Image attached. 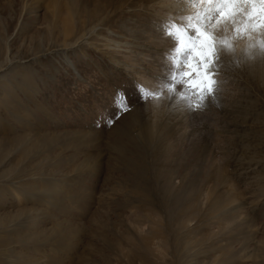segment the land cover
<instances>
[{"label":"rangeland","instance_id":"374dc122","mask_svg":"<svg viewBox=\"0 0 264 264\" xmlns=\"http://www.w3.org/2000/svg\"><path fill=\"white\" fill-rule=\"evenodd\" d=\"M173 10L0 0V264H264V80L190 88Z\"/></svg>","mask_w":264,"mask_h":264},{"label":"clouds","instance_id":"9594fccd","mask_svg":"<svg viewBox=\"0 0 264 264\" xmlns=\"http://www.w3.org/2000/svg\"><path fill=\"white\" fill-rule=\"evenodd\" d=\"M170 3L174 10L164 14L162 24L171 20L179 29L185 23L184 17L198 14L207 21L196 28L211 37L214 56L210 69L214 75L226 68H239L264 59V0H170ZM139 86L146 93L142 99L154 108L176 102L177 86L163 73Z\"/></svg>","mask_w":264,"mask_h":264},{"label":"snow or ice","instance_id":"6c2138e0","mask_svg":"<svg viewBox=\"0 0 264 264\" xmlns=\"http://www.w3.org/2000/svg\"><path fill=\"white\" fill-rule=\"evenodd\" d=\"M190 44L191 47H189ZM175 51L189 54L185 64L186 71L183 73L184 77L190 78L187 80L188 86L199 93H213L216 81L213 78L214 73L210 71L214 56L211 37L199 28H195L194 32L188 33L187 36L185 33L179 32ZM137 89L140 91L141 97L146 95L139 84H137Z\"/></svg>","mask_w":264,"mask_h":264},{"label":"bare ground","instance_id":"6f19581e","mask_svg":"<svg viewBox=\"0 0 264 264\" xmlns=\"http://www.w3.org/2000/svg\"><path fill=\"white\" fill-rule=\"evenodd\" d=\"M132 13V12H131ZM148 16H150V15H148ZM155 16V15H154ZM157 17H159V16H157ZM146 18H148L147 16H146ZM145 18V19H146ZM149 20V19H148ZM159 21V20H158ZM81 42H82V40H81ZM68 60V59H67ZM68 62H70V61H68ZM71 63V62H70ZM116 64V63H115ZM75 70H77V69H75ZM238 71H239V69H237ZM241 71L245 74V75H247V77L249 76V77H251V76H253L254 77V81L255 82H257V80H264V59H257V60H255V61H253V62H251V63H246V64H244V65H242L241 66ZM240 71V73H242ZM235 72V71H234ZM77 73H78V71H77ZM239 73V74H240ZM245 75L243 76L242 75V77H245ZM248 77V78H249ZM252 77V78H253ZM251 78V79H252ZM259 82V81H258ZM258 88H259V85H258ZM255 100V99H254ZM245 101L248 103V104H250L251 105V103H250V101H252V99L249 97H245ZM253 103V102H252ZM259 107V106H258ZM248 109H251L252 111L253 110H256V108H255V103L254 104H252V106L251 107H248V106H243L242 108H241V106L239 107V109H236V110H234L233 112H231L232 114H234V113H238V115H240L239 117H244L245 115L243 114L244 113V111H246V110H248ZM237 116V115H236Z\"/></svg>","mask_w":264,"mask_h":264}]
</instances>
